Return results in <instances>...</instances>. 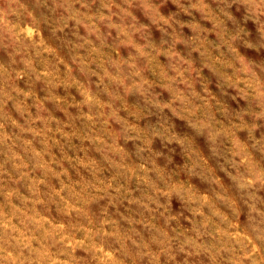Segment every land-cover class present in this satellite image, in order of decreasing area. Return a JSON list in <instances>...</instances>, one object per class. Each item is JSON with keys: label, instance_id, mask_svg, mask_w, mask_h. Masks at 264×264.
I'll return each instance as SVG.
<instances>
[{"label": "rangeland", "instance_id": "1", "mask_svg": "<svg viewBox=\"0 0 264 264\" xmlns=\"http://www.w3.org/2000/svg\"><path fill=\"white\" fill-rule=\"evenodd\" d=\"M0 264H264V0H0Z\"/></svg>", "mask_w": 264, "mask_h": 264}]
</instances>
